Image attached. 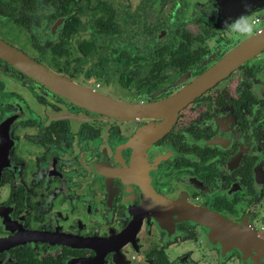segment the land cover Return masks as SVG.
<instances>
[{"label": "flooded vegetation", "instance_id": "af4514ba", "mask_svg": "<svg viewBox=\"0 0 264 264\" xmlns=\"http://www.w3.org/2000/svg\"><path fill=\"white\" fill-rule=\"evenodd\" d=\"M0 264H264V0H0Z\"/></svg>", "mask_w": 264, "mask_h": 264}, {"label": "water", "instance_id": "95a60500", "mask_svg": "<svg viewBox=\"0 0 264 264\" xmlns=\"http://www.w3.org/2000/svg\"><path fill=\"white\" fill-rule=\"evenodd\" d=\"M234 52L231 56L226 58V60L222 61L216 68H214L212 71H210L208 74L205 75V78L203 81L204 85L212 82L213 80L217 79L221 75H224L229 69H231L240 60L241 57L236 58V56H235L236 53H234ZM237 56H238V53H237ZM37 73L41 74L40 77H43L44 79L47 78V76H46L47 74L45 73V71L43 69L38 68ZM201 85H202V83H201ZM67 90H68V88H67ZM63 95H65L64 92H63Z\"/></svg>", "mask_w": 264, "mask_h": 264}]
</instances>
